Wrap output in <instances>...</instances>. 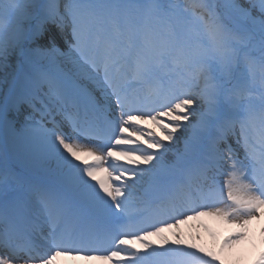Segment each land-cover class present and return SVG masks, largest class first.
Instances as JSON below:
<instances>
[{"label":"snow or ice","instance_id":"6c2138e0","mask_svg":"<svg viewBox=\"0 0 264 264\" xmlns=\"http://www.w3.org/2000/svg\"><path fill=\"white\" fill-rule=\"evenodd\" d=\"M204 217L216 248L179 231ZM246 243L264 264V0H0V264Z\"/></svg>","mask_w":264,"mask_h":264},{"label":"bare ground","instance_id":"6f19581e","mask_svg":"<svg viewBox=\"0 0 264 264\" xmlns=\"http://www.w3.org/2000/svg\"><path fill=\"white\" fill-rule=\"evenodd\" d=\"M190 224L195 231L186 223L180 225L179 231L190 240L196 239L197 243L203 244L208 248L218 247L219 240L223 239L227 234V229L212 218L204 217L199 220H190ZM261 222H253L252 228L256 235L257 245H259V229ZM171 237V233H169ZM257 249L253 248L251 244H243L230 257L233 264H251V260L255 258ZM59 264H102L101 261L85 260L82 258L64 257L61 258Z\"/></svg>","mask_w":264,"mask_h":264}]
</instances>
